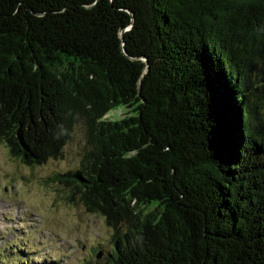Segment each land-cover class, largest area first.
Returning a JSON list of instances; mask_svg holds the SVG:
<instances>
[{
  "label": "trees",
  "instance_id": "obj_1",
  "mask_svg": "<svg viewBox=\"0 0 264 264\" xmlns=\"http://www.w3.org/2000/svg\"><path fill=\"white\" fill-rule=\"evenodd\" d=\"M80 123L51 179L105 264H264V0H0V141L34 167Z\"/></svg>",
  "mask_w": 264,
  "mask_h": 264
},
{
  "label": "rangeland",
  "instance_id": "obj_2",
  "mask_svg": "<svg viewBox=\"0 0 264 264\" xmlns=\"http://www.w3.org/2000/svg\"><path fill=\"white\" fill-rule=\"evenodd\" d=\"M123 112L118 109L106 116L119 118ZM84 144L80 123L60 158L29 167L12 157L0 141V264L107 262L113 228L80 201L68 200L72 190L51 179L79 166ZM121 227L124 230L126 225Z\"/></svg>",
  "mask_w": 264,
  "mask_h": 264
},
{
  "label": "water",
  "instance_id": "obj_3",
  "mask_svg": "<svg viewBox=\"0 0 264 264\" xmlns=\"http://www.w3.org/2000/svg\"><path fill=\"white\" fill-rule=\"evenodd\" d=\"M125 31H126V29H122V33H124ZM101 255H102V252L99 251V253L97 254V257L99 258V257H101Z\"/></svg>",
  "mask_w": 264,
  "mask_h": 264
}]
</instances>
